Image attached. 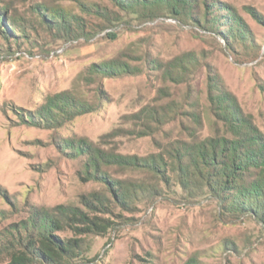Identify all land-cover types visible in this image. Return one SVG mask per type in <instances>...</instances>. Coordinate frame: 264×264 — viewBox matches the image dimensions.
<instances>
[{
    "label": "rangeland",
    "instance_id": "rangeland-1",
    "mask_svg": "<svg viewBox=\"0 0 264 264\" xmlns=\"http://www.w3.org/2000/svg\"><path fill=\"white\" fill-rule=\"evenodd\" d=\"M206 1L190 17L165 5L122 9L113 0H0L9 14L0 21V264L9 258L6 242L36 207L83 208L82 197L101 189L83 179L87 154H74L73 144L144 156L157 152L156 140L185 138L186 125L200 134L213 132L209 74H217L264 133V0ZM103 6L109 14L97 11ZM54 13L63 27L52 21ZM231 14L239 15L245 32L230 29ZM235 29L238 35L231 37ZM191 50L199 65L179 82L170 80L163 64ZM114 59L134 69L111 76L91 72ZM65 93L89 101L90 111L50 128L31 121ZM169 100L179 114L171 112L176 118L166 132L140 134V123L129 116ZM193 112L203 117L202 127L190 119ZM111 172L133 180L151 177ZM123 213L105 235H81L82 255L71 264H264L261 224L222 215L216 199L175 181L141 195ZM58 234L75 236L71 229Z\"/></svg>",
    "mask_w": 264,
    "mask_h": 264
},
{
    "label": "trees",
    "instance_id": "trees-1",
    "mask_svg": "<svg viewBox=\"0 0 264 264\" xmlns=\"http://www.w3.org/2000/svg\"><path fill=\"white\" fill-rule=\"evenodd\" d=\"M113 1L122 9L165 5L171 13L190 17L203 3L201 0ZM97 11L106 15L111 10L103 6ZM6 14L9 15L8 8L4 5L3 10L0 9V21ZM54 15L52 21L63 27L65 23L57 21ZM232 16L230 29L243 27L245 32L247 26L239 15ZM208 17L207 22L211 19ZM9 20L18 25L21 33H26V27L13 16ZM8 28L11 32V25ZM238 29L230 32L231 37L238 35ZM200 61L198 53L191 50L164 63L163 67L170 80L179 82ZM133 67L128 62L114 59L95 64L91 72L111 76L131 71ZM207 86V99L214 116L213 132L200 134L196 128L186 125L185 138L171 135L163 142L156 140L157 152L144 156L124 154L114 147L106 148L99 144H73L74 154H87L83 179L100 184L101 189L82 197L83 208L36 207L34 216L19 227L14 240L6 242L9 258L4 264H71L82 255L81 235H105L118 224L116 218H125L123 211L136 207L141 195L161 191L163 186H170L173 181L185 191H198L216 199L222 215L248 216L264 227V133L244 113L237 97L224 87L217 74H209ZM91 107L89 101L65 93L57 100H50L48 106L36 112L35 120L31 121H43L48 128L55 127L66 119L90 111ZM172 111L179 114L175 101L169 100L145 105L129 117L140 123V134L155 136L158 132H166L167 123L175 120L176 117L171 116ZM190 119L197 126L204 124L199 113L193 112ZM111 170L136 171L151 177L133 180L116 177ZM70 229L75 236L58 234Z\"/></svg>",
    "mask_w": 264,
    "mask_h": 264
}]
</instances>
